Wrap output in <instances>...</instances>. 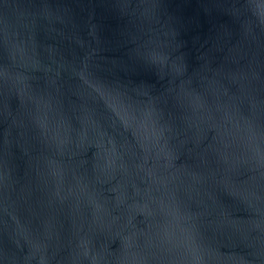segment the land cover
Returning a JSON list of instances; mask_svg holds the SVG:
<instances>
[{"label":"water","instance_id":"water-1","mask_svg":"<svg viewBox=\"0 0 264 264\" xmlns=\"http://www.w3.org/2000/svg\"><path fill=\"white\" fill-rule=\"evenodd\" d=\"M0 264H264V0H0Z\"/></svg>","mask_w":264,"mask_h":264}]
</instances>
